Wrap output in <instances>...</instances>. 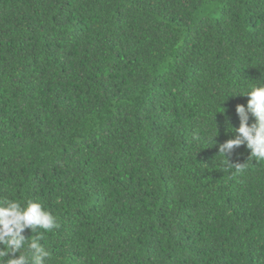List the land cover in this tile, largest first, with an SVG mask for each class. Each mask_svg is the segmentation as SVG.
Here are the masks:
<instances>
[{"label": "trees", "instance_id": "obj_1", "mask_svg": "<svg viewBox=\"0 0 264 264\" xmlns=\"http://www.w3.org/2000/svg\"><path fill=\"white\" fill-rule=\"evenodd\" d=\"M262 83L264 0H0V200L48 264H264V161L219 154Z\"/></svg>", "mask_w": 264, "mask_h": 264}, {"label": "clouds", "instance_id": "obj_2", "mask_svg": "<svg viewBox=\"0 0 264 264\" xmlns=\"http://www.w3.org/2000/svg\"><path fill=\"white\" fill-rule=\"evenodd\" d=\"M238 95L248 97L247 105L236 106L240 126L234 128L228 121L235 135L219 144V154L228 158L236 149L246 146L250 150L247 162L230 163L228 159L237 172H242L249 161H264V83ZM59 227L57 217L37 200H0V264H48L52 254L40 242L41 237L30 239L25 232H51ZM22 249L26 251L22 253Z\"/></svg>", "mask_w": 264, "mask_h": 264}]
</instances>
